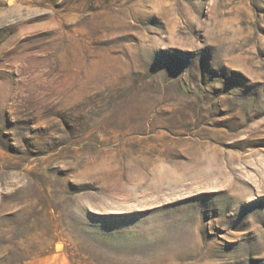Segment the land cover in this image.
Listing matches in <instances>:
<instances>
[{
    "label": "rangeland",
    "instance_id": "1",
    "mask_svg": "<svg viewBox=\"0 0 264 264\" xmlns=\"http://www.w3.org/2000/svg\"><path fill=\"white\" fill-rule=\"evenodd\" d=\"M0 264H264V0H0Z\"/></svg>",
    "mask_w": 264,
    "mask_h": 264
}]
</instances>
